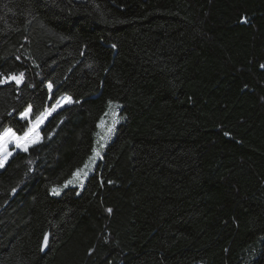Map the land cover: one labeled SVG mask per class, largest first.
I'll return each mask as SVG.
<instances>
[{
  "label": "trees",
  "instance_id": "obj_1",
  "mask_svg": "<svg viewBox=\"0 0 264 264\" xmlns=\"http://www.w3.org/2000/svg\"><path fill=\"white\" fill-rule=\"evenodd\" d=\"M262 65L264 0H0V130L73 101L0 170V264H264Z\"/></svg>",
  "mask_w": 264,
  "mask_h": 264
},
{
  "label": "snow or ice",
  "instance_id": "obj_2",
  "mask_svg": "<svg viewBox=\"0 0 264 264\" xmlns=\"http://www.w3.org/2000/svg\"><path fill=\"white\" fill-rule=\"evenodd\" d=\"M115 47V46H114ZM261 67H264L262 65ZM24 73H20L18 76L13 74L7 77H4L3 79H0V83H4L6 81H15V83L19 86L23 82ZM49 92L52 90V84L49 83L48 85ZM51 98V97H50ZM62 102H68L72 103L71 97L64 96L60 99L56 100V103L51 106V108L45 107V109L36 116L35 120L29 119V126L26 128V130L23 132L22 135L17 134V132L11 128V127H3L2 130H0V167H3L4 162L8 159L9 156L12 155V152L8 151L9 145H14L16 149H19L20 151L27 152L29 145L33 143L39 142V128L44 123V121L52 114V112L56 111L57 108L61 105ZM79 102V101H75ZM111 104V102H109ZM32 110V105L29 104L24 112L20 114L21 119L28 118V114ZM101 123H103V119L101 120ZM100 125L98 124L97 127ZM94 155L89 157V160L85 162L83 168H78L73 172V178L77 177L79 174L83 173V176L86 177L88 175V172L86 171L89 168V162L93 161L95 157L99 156V153L96 151V149H93ZM72 181H66L65 185L68 183H71ZM81 187L83 186V179L80 180ZM15 191V190H13ZM54 194H59L58 190L56 188H53L51 190ZM109 213L112 212V209H107ZM48 237L49 234H44V241L43 244L47 246L48 243Z\"/></svg>",
  "mask_w": 264,
  "mask_h": 264
},
{
  "label": "rangeland",
  "instance_id": "obj_3",
  "mask_svg": "<svg viewBox=\"0 0 264 264\" xmlns=\"http://www.w3.org/2000/svg\"><path fill=\"white\" fill-rule=\"evenodd\" d=\"M62 97H64V96H62ZM62 97H60V98H62ZM60 98H59V99H60ZM71 104H72V103L62 102L61 105L57 108L56 111H58V110H60V109H62V108H64V107H66V106H69V105H71ZM115 108H117L116 103H111V104L109 103V104H108L107 109H106L104 115L101 117V119H100V121H99V123H98L100 126L98 127L97 134H96L95 139H94V141H93V146H92L91 153H90V155L88 156V158L86 159V161L89 160V157H91V156L94 155V153H93V149H94V148L96 149V151H97V152L99 153V155H100L101 149L105 146V144H106V142H107L108 134L111 132L112 127H113L112 133H113V131L115 130V127H116L117 124H118V116H117V113L114 114V113H115V111H114ZM56 111L52 112V114L55 113ZM52 114H51V115H52ZM51 115H50V116H51ZM50 116H48V118H49ZM29 117H30V113L28 114V118L23 119V120H28ZM48 118H47V119H48ZM47 119H46V120L44 121V123L40 126V128H39V133H40L41 128L43 127V125H44L45 122L47 121ZM102 119H103V123H101V120H102ZM108 132H109V133H108ZM39 141H40V136H39ZM37 143H39V142H37ZM37 143H33V144L29 145L28 148H30V147L36 145ZM8 151L12 152V155L9 156L8 159H7L4 163H6V162L9 160V158L12 157L15 153H17V152H23V151H20L19 149H16L14 145H9V146H8ZM98 160H99V156L95 157V159H94L93 161H90V162H89V168L86 170V171L88 172V175H89L90 172L93 170V168H94L95 165L97 164ZM86 161H85V162H86ZM85 162H84V164H85ZM84 164H83L80 168H83ZM77 169H78V168H77ZM74 171H75V170H74ZM74 171H73V172H74ZM73 172H72V174H73ZM72 174L70 175L69 178H67V179H66L64 182H62L60 185H57V186H55V187H52V188L50 189V193H51L53 196H57V195H59V194H60L64 189H66V188L79 186V185H80V180L83 179V181H84V180L87 178V176H88V175H87L86 177H84V176H83V173H81V174H79L77 177L73 178V175H72ZM69 180H71L72 182H71V183H68L67 185H65V182H66V181H69ZM53 188H56V189L58 190V193H59V194H54V193L51 191Z\"/></svg>",
  "mask_w": 264,
  "mask_h": 264
},
{
  "label": "bare ground",
  "instance_id": "obj_4",
  "mask_svg": "<svg viewBox=\"0 0 264 264\" xmlns=\"http://www.w3.org/2000/svg\"><path fill=\"white\" fill-rule=\"evenodd\" d=\"M5 165H6V164L3 165L2 169L4 168Z\"/></svg>",
  "mask_w": 264,
  "mask_h": 264
}]
</instances>
